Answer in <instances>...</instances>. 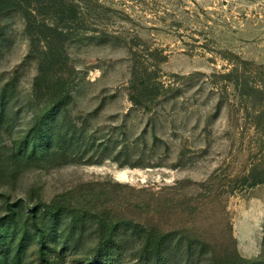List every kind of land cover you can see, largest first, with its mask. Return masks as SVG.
I'll return each mask as SVG.
<instances>
[{
	"label": "rangeland",
	"instance_id": "1",
	"mask_svg": "<svg viewBox=\"0 0 264 264\" xmlns=\"http://www.w3.org/2000/svg\"><path fill=\"white\" fill-rule=\"evenodd\" d=\"M14 1H0L8 264H46L39 228L51 264L123 237L115 264H143L160 238L165 264H264V0Z\"/></svg>",
	"mask_w": 264,
	"mask_h": 264
},
{
	"label": "trees",
	"instance_id": "2",
	"mask_svg": "<svg viewBox=\"0 0 264 264\" xmlns=\"http://www.w3.org/2000/svg\"><path fill=\"white\" fill-rule=\"evenodd\" d=\"M0 1H4L5 5L6 3L12 1V0H0ZM16 2V0L14 1V3ZM10 5V4H7ZM11 6V5H10ZM9 6V7H10ZM8 7V6H7ZM38 72V75L34 78L33 83H32V87L33 90H36L37 92L42 91L43 89L45 90V88L47 87L46 85H50V82H53L51 80H48L47 77H49V71L47 68L45 67H40ZM50 79V78H49ZM51 87H48V89H50ZM57 94H60L59 97L57 99H55V101L53 103H59L61 101H63L66 98V95L68 93V90L65 89L64 85L62 86H57L56 88ZM54 112L52 111L51 114H48L47 116L43 117V121H41V124H43V122H47L49 123V120L51 118H53ZM2 118V115L0 114V120ZM40 124V125H41ZM40 125H35V127H37L35 129L34 132L30 131L28 136H32V137H38L37 140V144H38V148L41 149V145L45 142V140L47 141V145L48 143H50V141H48L50 138L46 137V134L48 133L49 129H42L40 128ZM47 126V125H45ZM43 125V127H45ZM37 130V131H36ZM25 146V148H24ZM26 146L28 147L27 143H24L23 145H20L17 153L20 155H23V152L26 153ZM38 150L35 149H31L29 152V155H27V157H25L27 160H32L35 158V160H39V153L37 152ZM40 151V150H39ZM48 155V154H47ZM29 158V159H28ZM58 218L59 215L58 214H51L50 217V225L46 228V231H56L57 230V222H58ZM33 225L38 228L36 226L35 223H33ZM51 229V230H50ZM39 231H37V236L40 237V241H41V248L39 249L40 251V256L42 257V261H44L46 264H51L49 261L50 260H46L45 257V253L43 252L44 248L47 247L46 245L49 244L46 235L44 234L43 231H41V228L37 229ZM131 234L132 235H136L138 236L137 233H141V229H136L135 227H133L131 229ZM25 236V235H24ZM22 237L21 238V243L20 246L23 242V240L27 237ZM24 238V239H23ZM54 241V239L52 240ZM165 239L160 238L157 242L155 247H153V250L150 251L149 249V242H142V254H141V262L143 264H165V255L163 253V246L165 245ZM70 241L67 240V242L61 247L62 249L65 247H68L67 244ZM126 237H123L121 239V241L119 243L116 242V240L114 239H108L105 240V238H103L99 244L96 246V248L94 249V251L92 252V254L90 255V257H88L85 260V264H115L116 258L117 257H121L122 254L124 253V249H125V245H126ZM8 248L3 244L2 240H1V236H0V264H8L9 258H8ZM13 259L14 260V264H19V262H17V260L19 259L18 256H15Z\"/></svg>",
	"mask_w": 264,
	"mask_h": 264
}]
</instances>
